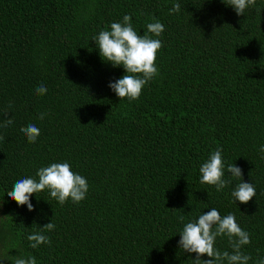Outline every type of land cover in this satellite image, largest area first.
Listing matches in <instances>:
<instances>
[{
  "label": "trees",
  "instance_id": "trees-1",
  "mask_svg": "<svg viewBox=\"0 0 264 264\" xmlns=\"http://www.w3.org/2000/svg\"><path fill=\"white\" fill-rule=\"evenodd\" d=\"M0 264H264V0H0Z\"/></svg>",
  "mask_w": 264,
  "mask_h": 264
}]
</instances>
